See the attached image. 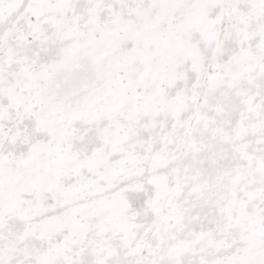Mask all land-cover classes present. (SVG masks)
<instances>
[{"label": "snow or ice", "instance_id": "obj_1", "mask_svg": "<svg viewBox=\"0 0 264 264\" xmlns=\"http://www.w3.org/2000/svg\"><path fill=\"white\" fill-rule=\"evenodd\" d=\"M0 264H264V0H0Z\"/></svg>", "mask_w": 264, "mask_h": 264}]
</instances>
